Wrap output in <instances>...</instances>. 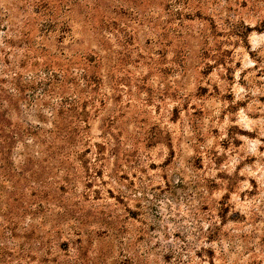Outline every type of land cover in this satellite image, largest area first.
Here are the masks:
<instances>
[{"label": "rangeland", "instance_id": "1", "mask_svg": "<svg viewBox=\"0 0 264 264\" xmlns=\"http://www.w3.org/2000/svg\"><path fill=\"white\" fill-rule=\"evenodd\" d=\"M31 6L0 0V264H264V0H75L28 49Z\"/></svg>", "mask_w": 264, "mask_h": 264}, {"label": "trees", "instance_id": "2", "mask_svg": "<svg viewBox=\"0 0 264 264\" xmlns=\"http://www.w3.org/2000/svg\"><path fill=\"white\" fill-rule=\"evenodd\" d=\"M74 3H75V0H29V5L32 4L31 6L32 9L27 14L28 21L25 22V28H24L25 33L23 32V35L25 34L24 38L27 40V42H29L28 49L33 48L34 41L31 42V40L34 39L35 36H32L31 34L37 26L40 32L41 30H43L42 32H48V33L53 32L54 34L57 35L59 39L64 38V36L69 30L68 19L72 12L71 6ZM66 5L68 6L66 10L67 13L65 15V18H63V9H64V6ZM39 26L41 28H39ZM37 47H38L36 49L37 51L39 49L43 50L40 46H37ZM50 77H51L50 75L47 76V79L45 80V82H43V85L45 86L47 85L46 89L51 90L52 92L54 91V88L49 85V82H47L50 79ZM31 87H32V84H31ZM58 109L60 110V108ZM9 112H12L13 114H16V115H20L21 110L19 108V105L16 104L12 106ZM35 116L40 118L41 111L37 110V114H35ZM1 121L2 120H0V122ZM58 121L59 120L53 119L52 123L53 125H55V127H58L59 125L64 126V123L62 121H59V122ZM2 128H3V125L0 124V130ZM60 129L62 130L63 128H60ZM48 132L50 133V130H48ZM37 134H38V131H36L35 127H32L31 125H29L24 131L20 127V124L17 123L14 125V127H12V129L8 132V134L3 135L4 136L3 141L5 142V145H7L8 147H12L14 143H22L23 145L25 144V146H28L27 144L28 139H32V138H28V136L35 137ZM52 134L50 133L51 140H52V143H56V148L60 149L62 147H65L66 145L65 137L66 136L57 137L56 134H58V132H55V131H52ZM58 143H60L61 146H57ZM26 159H29V158H26ZM61 188H63V185L61 186Z\"/></svg>", "mask_w": 264, "mask_h": 264}]
</instances>
